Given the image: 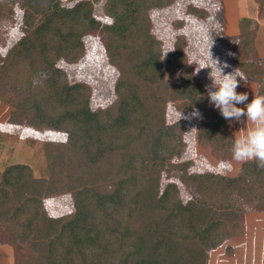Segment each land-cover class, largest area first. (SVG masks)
Wrapping results in <instances>:
<instances>
[{
  "label": "trees",
  "instance_id": "16d2710c",
  "mask_svg": "<svg viewBox=\"0 0 264 264\" xmlns=\"http://www.w3.org/2000/svg\"><path fill=\"white\" fill-rule=\"evenodd\" d=\"M172 2L105 0L109 23L93 18L90 0L48 8L40 1L21 4L22 36L0 56V87L22 85L8 87L17 101L7 121L66 138L44 144L47 181L34 179L25 164L0 171V230L25 244L19 264H206L210 249L243 234L244 208L237 198L264 208V168L255 160L242 162L233 176L188 172V159L170 162L182 152V121L166 123V103L183 112L200 110L198 144L221 159L232 157L228 120L207 105L205 90L186 65L183 36L161 55L160 41L150 32L149 9ZM9 12L0 10V17L9 18ZM185 12L205 16L193 5ZM174 23L182 26L180 19ZM85 24L101 34L106 60L118 71L115 99L103 108L91 109L90 87L68 82L57 67L59 60L73 63L82 55ZM250 24L249 18L238 19L233 49L242 61L238 70L257 84L255 96L264 95V69L250 61ZM40 72V85H31ZM171 169L192 187L190 199L181 201L173 183L160 190L161 172L169 176ZM58 193L69 195L72 211L45 216L44 198Z\"/></svg>",
  "mask_w": 264,
  "mask_h": 264
},
{
  "label": "rangeland",
  "instance_id": "374dc122",
  "mask_svg": "<svg viewBox=\"0 0 264 264\" xmlns=\"http://www.w3.org/2000/svg\"><path fill=\"white\" fill-rule=\"evenodd\" d=\"M36 1L42 2L48 8L54 3L70 6L78 0H0V10L10 11L9 18L0 17V56L5 55L7 50L22 36L23 8L21 4L31 7L36 4ZM90 1L93 18L101 23H109V19L104 18L102 12V4L105 0ZM188 5L205 11V16L200 19L186 14L185 8ZM36 17L39 16H34L33 19ZM242 17L251 20L248 33L253 35L255 55L250 58V61L264 69V3L262 7H259L253 0H174L170 6L150 12V32L160 41L161 50L163 49L161 55L173 50L177 35L183 37L185 35L187 43L185 44L186 41H184L182 50L186 57V65L190 68L193 78L202 87L208 88L207 86L212 83L211 69L200 68L204 67L205 63H210L207 56L210 38L212 46L209 51L212 58L229 65L224 72L228 73L238 69V64L242 61L239 53L233 49V44L239 34L238 19ZM179 19L182 20L184 28L182 26L176 28L174 22ZM28 26L32 28V25ZM89 26L86 24L84 26L86 27L82 37L84 51L79 59L73 63L59 60L57 67L64 72L68 82H81L90 87L89 106L91 109H96L108 106L115 99L114 82L118 71L106 60L101 34L97 30H91ZM198 69L200 70L197 71ZM177 74L178 71L174 74V78ZM43 78L44 75L41 72L34 75L31 85H40ZM237 79L239 86L236 91L247 93L248 100L245 103L251 102L257 91V84L249 80L241 81L239 77ZM169 81H171L170 78ZM15 86L22 87L21 83L15 81L9 82L5 89L0 87V140L7 142L4 147L5 151L3 148L0 150V171L10 164H25L30 168L34 179L47 181L48 168L45 161L44 144L64 142L66 135L50 129H35L24 122L18 124V127L6 124V119L14 111L13 103L17 101L15 94L9 91L8 87ZM205 92L207 105L215 108L210 103L207 90ZM236 106L244 108L245 104ZM194 110L198 109L193 108L183 112L176 110L172 103L165 104L166 123L182 121V152L179 158H172L170 162L176 163L188 159L191 163L188 172L236 175L242 162H237L232 157L221 159L215 156L208 146L198 144L196 129L203 115L198 110L199 118L194 117L192 115ZM210 121L213 123L215 120L213 118ZM249 127H251V122H247L246 117H242L240 121L228 120V130L232 139L244 134ZM209 130L213 132L212 128ZM6 132L17 133L19 136H12L10 139L8 137L10 135H6ZM220 135L217 132L212 138L216 140ZM169 172V176L161 172L158 179L160 190L167 183H173L181 201L190 199L195 194L192 187L180 182L178 170L171 169ZM237 201L244 208L241 215L243 234L224 240L214 249H210L207 253L206 264H264V208L247 207L239 198ZM43 207L47 217L65 216L72 211L70 197L63 193L44 198ZM25 249V244H21L8 236L5 231L0 230V264H19L25 257V252L27 255Z\"/></svg>",
  "mask_w": 264,
  "mask_h": 264
},
{
  "label": "clouds",
  "instance_id": "9594fccd",
  "mask_svg": "<svg viewBox=\"0 0 264 264\" xmlns=\"http://www.w3.org/2000/svg\"><path fill=\"white\" fill-rule=\"evenodd\" d=\"M211 46L212 40L210 38L207 50L210 63H205L204 67L200 68L211 69L212 83L207 86L210 103L219 110L226 120L240 121L242 117H246L247 122H251V127L244 134L232 139V159L237 162L255 160L258 167L264 168V95H256L251 102L245 103L248 100V94L238 93L236 89L239 86L237 78L247 82V77L238 69L225 73L224 69L228 68L229 65L219 61V59L212 58L209 51ZM237 104H245V107H237ZM192 115L199 118L200 113L198 110H194Z\"/></svg>",
  "mask_w": 264,
  "mask_h": 264
},
{
  "label": "crops",
  "instance_id": "0c3cea01",
  "mask_svg": "<svg viewBox=\"0 0 264 264\" xmlns=\"http://www.w3.org/2000/svg\"><path fill=\"white\" fill-rule=\"evenodd\" d=\"M175 1H176V0H175ZM172 3H174V0H173ZM172 3H171V4H172ZM171 4H170V5H171ZM170 5H169V6H170ZM166 7H168V6H166ZM162 8H164V7H162ZM162 8H156V7H155V8H151V9H149V11H148V15L150 16V12H152L153 10H155V9H162ZM185 13H186V12H185ZM186 14H188V13H186ZM189 15H190V14H189ZM191 16H192V15H191ZM104 18L107 19L108 17L105 16ZM150 18H151V17H150ZM108 19H109V18H108ZM109 22H110V19H109ZM106 23H107V22H106ZM182 25H183V23H182ZM184 25H186V22H184ZM182 27L184 28V26H182ZM183 38H185L184 41H186V37H185V35H184ZM186 43H187V41L185 42V44H186ZM161 48H162V46H161ZM161 52L163 53V49L161 50ZM203 87H204V86H203ZM204 89L207 90V92H208V88L204 87ZM0 122H1V120H0ZM5 123L8 124V125H10V126H12V127H18V124L8 122L7 119H6V122H5ZM28 128H29V127H28ZM6 135H10V136H8V137H10V139H11L12 136H15V137H16V136H19V134L17 135V133H13V132H12V133H11V132H6ZM6 143H7V142H6L5 140H4V142H1V140H0V150L3 148V150L5 151V148H4V147H5ZM5 153H6V152H5ZM0 170H1V169H0Z\"/></svg>",
  "mask_w": 264,
  "mask_h": 264
}]
</instances>
